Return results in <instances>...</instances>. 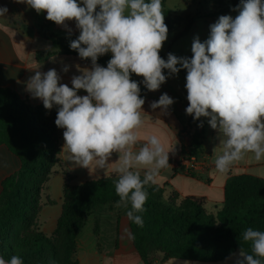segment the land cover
<instances>
[{"label":"clouds","instance_id":"obj_1","mask_svg":"<svg viewBox=\"0 0 264 264\" xmlns=\"http://www.w3.org/2000/svg\"><path fill=\"white\" fill-rule=\"evenodd\" d=\"M37 14L64 28L70 37L75 23L79 31L69 47L90 67L77 68L71 87L61 83L55 68L36 70L26 81V91L42 101L46 110L57 109L55 125L63 129V150L74 166L105 169L116 155V207L127 209V219L143 227L141 215L148 199L146 186L155 185L162 169L169 167V153L157 135L140 144L143 105L140 83L148 91H157L167 79L186 70L188 106L203 128L204 121L216 131L220 154L215 170L228 173L231 167L252 154L264 160V0H240L231 10L238 14L220 15L209 25L207 39L193 37L192 56L167 59L160 51L168 39L162 0H16ZM0 6V16L6 15ZM111 53L107 66L98 59ZM70 70L64 64L63 73ZM167 70V75L164 73ZM142 77L138 82L132 75ZM80 90L86 95H79ZM175 100L167 93L151 102L153 111L169 114ZM140 146L137 148V145ZM143 173V177L141 176ZM123 234L135 239L128 228ZM251 252L239 247L225 258V264H264V231L251 227L242 233ZM0 264H24L21 257L9 260L0 256ZM54 264V262H52Z\"/></svg>","mask_w":264,"mask_h":264},{"label":"trees","instance_id":"obj_2","mask_svg":"<svg viewBox=\"0 0 264 264\" xmlns=\"http://www.w3.org/2000/svg\"><path fill=\"white\" fill-rule=\"evenodd\" d=\"M164 3L162 0L163 6ZM163 13L168 33L177 32L185 23L175 39L192 26L188 18L172 16L164 10ZM58 43L66 54L78 56L69 47L70 39L62 38ZM168 53L169 49L160 55L166 60ZM110 58L101 56L98 63L106 67ZM180 73L186 77V70ZM144 94L141 88V96ZM55 119L51 110L32 107L13 90L0 87V145L21 161V169L3 181L0 194V256L5 260L17 255L24 264H78L76 241L86 218L98 208L112 209L119 200L115 192L117 173L80 185H72L68 178L63 189L62 215L53 236L47 237L39 230L42 194L54 168L61 164L62 129L55 125ZM190 124L194 127L190 133L191 155H197L202 150L204 131L192 116ZM178 167L183 172L180 164ZM186 174L195 176L192 171ZM146 191V210L137 213L143 219V227L129 221L135 236L133 245L144 264H154L158 255L163 260L221 261L231 252H238L240 246L251 252L250 243L242 239L247 228L264 231L262 178L230 177L224 207L217 216L205 211L204 199L182 198L176 192L166 196V186L158 184L146 186Z\"/></svg>","mask_w":264,"mask_h":264},{"label":"crops","instance_id":"obj_3","mask_svg":"<svg viewBox=\"0 0 264 264\" xmlns=\"http://www.w3.org/2000/svg\"><path fill=\"white\" fill-rule=\"evenodd\" d=\"M197 1V0H195ZM208 9L201 13H193L187 8L183 15H175L179 18L192 20V26L182 37L175 39L178 32L168 33L170 42L169 52L180 57H191V44L193 37L199 35L201 41L209 35V25L214 23L220 15H232L238 13L232 11L240 0H201ZM194 4V3H193ZM0 6H6L8 12L0 16V87L9 88L26 100L32 107L43 106L39 99H34L26 91V81L36 70L47 72L55 68L61 75V83L71 87V77L79 75L77 65L81 69L90 67V63L80 59L78 56L66 54L59 46L58 40L76 39L79 31L75 29L74 22H68L73 29L69 37L66 30L54 22L47 20L46 13L37 14L24 3L16 0H0ZM167 49V50H168ZM167 50H161L165 53ZM111 56V53L105 54ZM64 64L70 65V70L63 73L61 68ZM167 75V70H164ZM132 79L138 82L142 77L135 74ZM185 78L179 72L177 76L167 79L157 91H148L142 83L140 87L145 91V104L143 109V126L139 129L140 144L147 137L157 135L166 150H174L169 153V167L162 169L157 177L156 184L166 186V196L172 192L178 193L182 198L195 197L205 200L204 209L208 214L217 216L224 207L225 187L232 176L251 175L264 179V160L256 161L252 154H247L244 159L236 162L228 173H219L215 170L214 160L220 154L218 147L215 152L213 148L219 141L215 139L217 133L203 118L202 150L199 156L201 167L195 176L182 172L178 164L184 157L191 155L190 133L194 131L190 124V116L185 109L188 106L187 91L184 87ZM167 93L175 100L170 107L169 114H162L160 109L153 111L151 102L159 99L160 95ZM79 95L87 93L80 90ZM52 115H57L54 107ZM63 129L61 137V164L54 168L47 184V189L42 194V210L38 215L39 230L47 237H52L57 222L62 215L63 189L68 178L72 185H80L87 181L98 180L111 174H116V155L105 169L90 170L74 166L68 161V153L63 150ZM137 145V148L140 146ZM21 169L20 159L9 149L0 145V194L2 183L9 176ZM143 174V173H141ZM127 209L123 207H101L91 212L86 218L92 219V226L83 228L76 241V260L78 264H144L136 251L133 241L123 234V229H130L129 220L126 216ZM131 231V230H130ZM154 264H225V259L217 262L183 261L178 259L163 260L158 255ZM228 264H232L228 261Z\"/></svg>","mask_w":264,"mask_h":264},{"label":"rangeland","instance_id":"obj_4","mask_svg":"<svg viewBox=\"0 0 264 264\" xmlns=\"http://www.w3.org/2000/svg\"><path fill=\"white\" fill-rule=\"evenodd\" d=\"M187 8L191 9L193 13L195 12L201 13L208 9V7L203 2H201V0H197V1L195 0H165L164 6H163L164 12L172 16L183 15V11H185ZM169 47H170V42L167 39L166 42L163 44L162 49L167 50ZM87 223H88L87 224L88 226H85V228L87 227L88 229L89 227L92 226V219L89 218Z\"/></svg>","mask_w":264,"mask_h":264},{"label":"built area","instance_id":"obj_5","mask_svg":"<svg viewBox=\"0 0 264 264\" xmlns=\"http://www.w3.org/2000/svg\"><path fill=\"white\" fill-rule=\"evenodd\" d=\"M201 154V153H200ZM200 154L190 155L189 157H184L180 162V166L184 168L183 172L188 173L190 171L195 172L201 167L202 162L199 159Z\"/></svg>","mask_w":264,"mask_h":264}]
</instances>
